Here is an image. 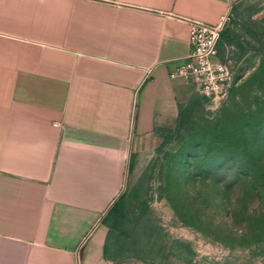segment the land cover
Masks as SVG:
<instances>
[{
    "label": "crops",
    "instance_id": "crops-1",
    "mask_svg": "<svg viewBox=\"0 0 264 264\" xmlns=\"http://www.w3.org/2000/svg\"><path fill=\"white\" fill-rule=\"evenodd\" d=\"M234 0H0V264H111L107 210L200 93L189 19ZM215 59H219V53Z\"/></svg>",
    "mask_w": 264,
    "mask_h": 264
},
{
    "label": "rangeland",
    "instance_id": "rangeland-1",
    "mask_svg": "<svg viewBox=\"0 0 264 264\" xmlns=\"http://www.w3.org/2000/svg\"><path fill=\"white\" fill-rule=\"evenodd\" d=\"M224 29L222 91L200 92L128 167L111 264H264V0L232 1Z\"/></svg>",
    "mask_w": 264,
    "mask_h": 264
},
{
    "label": "built area",
    "instance_id": "built-area-1",
    "mask_svg": "<svg viewBox=\"0 0 264 264\" xmlns=\"http://www.w3.org/2000/svg\"><path fill=\"white\" fill-rule=\"evenodd\" d=\"M227 13L216 23L189 19L188 52L178 59L171 75H182L193 82L201 93H220L230 78L227 64L217 56V41L225 27Z\"/></svg>",
    "mask_w": 264,
    "mask_h": 264
},
{
    "label": "trees",
    "instance_id": "trees-1",
    "mask_svg": "<svg viewBox=\"0 0 264 264\" xmlns=\"http://www.w3.org/2000/svg\"><path fill=\"white\" fill-rule=\"evenodd\" d=\"M225 28V27H224ZM221 31L220 33V37L217 41V51H221L223 49V47L226 45V44H229L231 43V39L228 37V30L229 29H224ZM197 96V95H196ZM194 96L192 99H190L188 101V103H186L184 106H180L179 107V113H178V121L179 119L181 118V115L186 111V109L194 102L195 100V97ZM178 121H177V124H178ZM177 126V125H176ZM176 128V127H175ZM170 134V133H169ZM168 137V134L166 135V137L164 138L163 142L166 141V138ZM162 142V143H163ZM132 163V160L130 159L129 160V165H131ZM239 180V179H238ZM253 186H252V190H253ZM123 205V198H122V195L120 194L117 199L112 203V205L110 206V208L107 210L105 216L103 217V222L110 228V221L112 219V217H114L115 215H117L120 210H121V207ZM110 230V229H109ZM108 237H109V231H108ZM108 242V241H107ZM107 247V246H106Z\"/></svg>",
    "mask_w": 264,
    "mask_h": 264
}]
</instances>
